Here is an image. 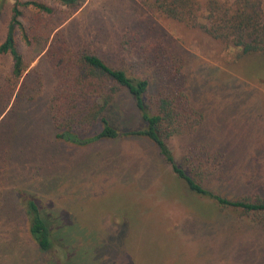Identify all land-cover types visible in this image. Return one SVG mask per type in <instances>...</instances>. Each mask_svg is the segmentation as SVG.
Returning a JSON list of instances; mask_svg holds the SVG:
<instances>
[{"label":"rangeland","instance_id":"obj_1","mask_svg":"<svg viewBox=\"0 0 264 264\" xmlns=\"http://www.w3.org/2000/svg\"><path fill=\"white\" fill-rule=\"evenodd\" d=\"M35 1L52 11L22 7L20 78L0 55L6 101L12 88L0 114V264H264V213L193 192L144 137L57 140L49 109L59 57L97 54L147 78V103L172 93L188 119L166 128V142L204 187L264 199V57L165 16L155 0ZM12 4H1L0 42ZM104 113L120 129L143 126L124 89ZM30 196L52 231L48 252L24 232Z\"/></svg>","mask_w":264,"mask_h":264},{"label":"trees","instance_id":"obj_2","mask_svg":"<svg viewBox=\"0 0 264 264\" xmlns=\"http://www.w3.org/2000/svg\"><path fill=\"white\" fill-rule=\"evenodd\" d=\"M0 0V15L2 2ZM67 6H77L81 0H58ZM33 6L37 10L49 13L50 6L35 0H13L10 18L4 40L0 42V55H9L12 60L11 75L20 78L25 70L23 57L17 47L16 32L20 30L26 43H29L21 21L22 7ZM155 8L165 16L179 22L200 28L214 39L227 45L241 48L242 54L259 53L264 57V8L262 0H155ZM204 16L205 21L198 20ZM58 87L52 96L50 117L54 137L75 145H87L91 142L115 139L126 136H141L151 141L160 155L170 164L176 176L182 179L188 188L202 196L215 200L219 205L241 208L245 212L264 213V199L228 198L204 187L200 181L175 160L166 142L171 127H176L188 119L186 112L177 108L172 93L145 101L149 80L127 74L125 69L108 64L99 55L82 52L78 56L58 59ZM124 89L139 110L143 126L137 129H120L104 113L106 107L116 101L118 92ZM0 91L2 114L7 101ZM2 94V95H1ZM151 100V99H150ZM154 101V102H153ZM197 122V120H196ZM175 127V128H174ZM93 132L90 133V129ZM174 128V129H173ZM177 130V129H176ZM193 169L196 168L193 163ZM22 204L25 220L24 232L27 238L39 250L48 252L53 245L52 231L43 218L37 201L26 197Z\"/></svg>","mask_w":264,"mask_h":264}]
</instances>
